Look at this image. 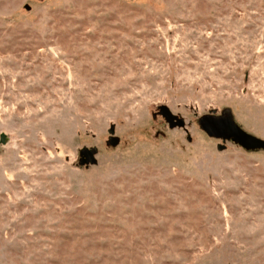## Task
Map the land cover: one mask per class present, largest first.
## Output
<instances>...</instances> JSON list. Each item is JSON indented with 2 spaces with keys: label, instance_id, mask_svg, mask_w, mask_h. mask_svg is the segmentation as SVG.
Segmentation results:
<instances>
[{
  "label": "rangeland",
  "instance_id": "1",
  "mask_svg": "<svg viewBox=\"0 0 264 264\" xmlns=\"http://www.w3.org/2000/svg\"><path fill=\"white\" fill-rule=\"evenodd\" d=\"M221 119L264 141V0H0V264H264Z\"/></svg>",
  "mask_w": 264,
  "mask_h": 264
},
{
  "label": "water",
  "instance_id": "2",
  "mask_svg": "<svg viewBox=\"0 0 264 264\" xmlns=\"http://www.w3.org/2000/svg\"><path fill=\"white\" fill-rule=\"evenodd\" d=\"M163 113H164L166 120H168V122L170 123L171 127H177V126L184 125L183 119L177 118L168 109H165ZM222 125H224L231 131L234 139H237L247 145H251L254 143V145L264 146V141L262 139H259L253 135L246 133L241 128H239L233 121L229 119H225L224 122H217L215 123V125L205 123L203 125V128L205 129V131H207L209 135L211 134V136L221 137L222 136L221 126ZM114 132H115L114 130H111V134H113ZM232 135H229L228 137L231 138ZM4 139L5 137L2 136V139L0 140L4 142L5 141ZM111 142L113 145H116L118 143V138L112 137ZM221 148L222 147H220V149ZM80 154H81V157L85 158V159H82L81 161L82 165L97 164L98 160L96 156L98 154V150L96 148L94 149L84 148L81 150Z\"/></svg>",
  "mask_w": 264,
  "mask_h": 264
},
{
  "label": "flooded vegetation",
  "instance_id": "3",
  "mask_svg": "<svg viewBox=\"0 0 264 264\" xmlns=\"http://www.w3.org/2000/svg\"><path fill=\"white\" fill-rule=\"evenodd\" d=\"M224 121H225V119H221L218 122H224ZM221 129H222V133H221L222 136L220 138H229L228 136L232 135L231 131L227 127H225L224 125L221 126ZM231 138L234 139L233 135L231 136ZM82 159H85V158L82 157Z\"/></svg>",
  "mask_w": 264,
  "mask_h": 264
}]
</instances>
